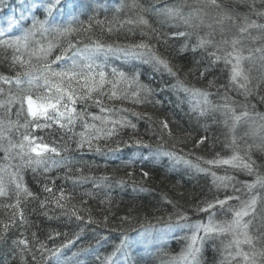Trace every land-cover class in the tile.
I'll list each match as a JSON object with an SVG mask.
<instances>
[{"label":"trees","instance_id":"obj_1","mask_svg":"<svg viewBox=\"0 0 264 264\" xmlns=\"http://www.w3.org/2000/svg\"><path fill=\"white\" fill-rule=\"evenodd\" d=\"M220 2L226 8L234 9L239 17L248 16L258 24H264V18L256 14L264 11V0ZM253 2L254 11L249 7ZM31 3L32 0H23V3L22 0H0V20L6 21L8 28L9 20H20L21 12ZM62 5L53 13L57 23L66 24L75 16L83 27L91 23V30L74 32L70 37L37 32L29 40L27 49L21 46L19 52L14 48L0 47V76L12 79L19 72L25 82L24 87H27L28 76L24 73L31 74L34 79L40 77L45 63L56 71L67 69L71 65L68 61L71 52L59 61L56 56L61 55L69 39L73 43L79 41L77 47L82 48L90 43L89 38L114 47L150 43L170 62L177 75H171L162 66L156 70L143 59L125 58L122 53H115L106 59L96 57L95 63L104 65L106 73V82L98 90L103 95L93 92L92 99H77L74 105L69 103V108L76 109L71 125L65 124L62 128L60 124L49 121L51 127L33 128L30 125L27 130L13 127L8 131V120L23 125L26 114L20 112L17 116L19 103L0 107V120L4 121L6 137L0 139V181L7 192V195L0 196V264H56L57 257L60 264H186L180 257L187 247L185 237L191 235L190 228H181L162 242L153 243L146 252L140 253L130 246L126 251L122 249L112 254L123 238L129 239L151 227H166L169 216L175 225L178 213L186 214L188 219L181 223L189 225L205 222L209 217H215L217 222L231 220L229 209L238 208L241 201L253 195L258 197L257 218L252 221L249 231L256 235L257 228L264 221V188L257 185L249 190L247 185L255 182L256 174L264 176V150L257 147L264 144V58L256 55L244 62L250 78L247 87L251 90L250 94H245L243 89L230 82V70L223 60L212 63L213 58L208 55L214 51L212 47L207 51H193L198 36H206L215 30L214 39L218 41L221 38L220 26L215 23L217 10L203 2L62 0ZM200 7H203V12L190 25H185L179 16L170 18L162 14L164 9L174 8L187 16ZM32 14L40 20L46 15L42 7L33 13L24 11L28 19L21 20L0 39L23 35L24 30L31 26ZM140 16L149 24L138 23ZM236 23L239 25V18ZM210 24L212 28L208 27ZM82 25L73 26L81 29ZM224 27L229 30L226 32L228 38L238 34L231 21H225ZM177 31L187 35H172ZM250 32L252 37H264L261 29H251ZM49 42L53 47L45 56L39 47L43 45L47 49ZM185 44L187 48L183 47ZM257 46L264 47V39L253 42L249 37L247 47ZM14 56H22L25 61L30 60V64L22 67L14 62ZM112 68L128 74L135 70L139 73V83L149 86L151 94L145 96L141 91L139 97L133 96L138 85L129 84L126 80L117 82L111 74ZM201 72L204 73L202 77ZM177 76L185 85L209 94L210 111L201 116L198 109L193 110L200 98L179 89ZM49 80L55 82L53 77ZM38 83L43 85V80ZM83 83L81 80L80 84ZM113 83H116L118 98L110 99ZM72 87L80 92L76 83ZM0 89H3L0 92V100L3 101H7L10 92H20L15 83L3 80H0ZM34 90L42 92L43 88ZM225 95L230 103L234 102L232 107L237 115L245 110L249 112V116L237 124L235 133L230 130L232 121L224 109L215 107L225 103ZM137 99L141 102L136 103ZM95 100L101 103L97 104ZM102 108L109 111L102 112ZM93 116L102 119L94 120ZM112 121L117 123L113 125ZM164 121L168 123L167 129L162 127ZM26 131L57 148L58 154L45 153L47 171H44V165L35 170L31 166L21 167L19 157H15L17 150L5 153L8 140L19 142ZM108 132L112 134L108 135ZM81 133L85 140L83 147L78 146ZM233 134L237 145H231ZM204 137V142L199 143ZM137 140L144 143L136 144ZM36 142L39 143V139ZM246 151L255 162L253 173L231 165L206 163L229 158L234 152L247 159ZM213 172L217 177L229 176L233 180L227 182V187H218L219 182L213 183ZM16 183H21L18 195ZM46 188L51 191H46ZM226 196H238L239 200H228L223 207L216 205L208 211L197 210L207 201L214 198L223 200ZM250 219L251 216L244 217L245 221ZM230 239L231 236L225 234L206 241L201 264H238L240 258L230 260L225 252ZM18 240H27V246L15 243ZM41 244L44 249L59 248L60 251L51 256L40 247ZM245 250H248L247 246ZM108 257L111 259H106Z\"/></svg>","mask_w":264,"mask_h":264},{"label":"snow or ice","instance_id":"obj_2","mask_svg":"<svg viewBox=\"0 0 264 264\" xmlns=\"http://www.w3.org/2000/svg\"><path fill=\"white\" fill-rule=\"evenodd\" d=\"M205 3L208 6L217 10V15L215 17V23L220 26V39L217 41L214 39L215 30L209 32L206 36H198L197 43L193 46V51L196 49H203L207 51L209 47H212L214 51L208 53L212 57V63L216 61L223 60L224 64L229 67L230 70V82L238 86L240 89H243L245 94H250V89L247 85L250 82L248 70L245 69L244 62L253 59L254 56L259 55L264 58V47H247V40L251 37L252 41L264 39V37H252L251 29H261L264 31V24H258L255 20H251L248 16L239 17L238 13H235L234 9L226 8L220 0H197V3ZM23 3V0H22ZM62 0H32L31 5L27 6L24 11L33 13L34 10L42 7L43 12L46 14L45 19L40 20L34 14L31 15V26L24 30L23 35L21 36H8L5 39H0V47L14 48L16 52L20 51L21 46L27 49L29 40L34 38L39 32L41 35H46L49 33L56 34L59 37H70L72 33L79 32L81 30L87 32L92 28V24L89 23L87 27H83L82 22L78 17L73 16L72 20L68 21L66 24H61L56 22V17L53 15L54 11H58L59 7H62ZM90 7V5H89ZM250 10H255L254 2L249 5ZM203 7L195 8L192 12L188 13L187 16L181 14L179 9L166 8L163 10L164 15L175 18H179L183 21L185 25H190L191 21L194 18H199V14L203 12ZM24 11L21 12L20 20L11 18L9 20V26L7 29H0V37H5L6 33H9L12 27L16 24H19L21 20H27L28 17L24 15ZM144 11H147L144 9ZM260 17L264 18V11L256 13ZM240 19L239 25H237V19ZM91 20V17L89 18ZM225 21H231L233 25L237 27L238 34H233L231 38L226 36V32L229 31L224 27ZM201 19V23H202ZM100 23V21H96ZM138 23L143 25H148L149 22L143 16L139 17ZM74 24H81L82 28L78 29L74 27ZM209 28H212V25H208ZM109 32L112 31L111 28L108 29ZM155 31V29H153ZM174 36H186L185 32H174ZM90 39V43L84 44V46L77 47V44L80 43L77 41L73 43L72 40L67 41V46L63 48L61 55L56 56V60L59 61L65 57V55L71 52V56L68 58L71 60V65L67 69H61L56 71L51 69L50 66L45 63L43 74L40 77L35 79L31 74L24 73L23 75L28 76L26 81L27 87H24V81L21 80V73H17L16 76L12 79L8 77L0 76V80H3L5 83H15V85L20 89L18 94H8L7 101L0 100V107L11 106L13 103H19L20 111L17 112L19 116L20 112H25L26 122L23 125H19L18 121L13 122L8 120V131H11L13 127H23L28 129L31 125L33 128H43L51 127L49 121L60 124V127H65V124L71 125L75 118L76 109L75 107L69 108L68 104H75L77 99L87 101L92 99L91 93L97 92L98 95H103L102 92L98 91L102 89L104 83L106 82V73L103 70L104 65L96 64L95 60L97 53L103 52L105 56L108 54L123 53L125 57H133L137 59H143V62L146 64H152L154 69L158 70L161 66L169 72L171 75L176 76V72L173 71L170 62L159 55L155 49L154 45L150 43L140 42L134 45L114 47L111 44H104L99 40ZM53 44L49 42L47 49L43 45H40L39 51L47 56V53L51 51ZM187 48L188 45L183 46ZM219 53V54H218ZM247 53V55L245 54ZM35 55V53H33ZM76 57H78L82 62L78 63ZM14 62L19 63L22 67L25 64H30L29 61H25L22 56H14ZM111 74L116 81L126 80L129 84L136 83L138 88L132 93L133 96L139 97L140 92L143 91L145 96L151 94L152 89L147 86L139 83V73L133 70L130 74L123 71H119L116 68L111 69ZM204 75L201 72V77ZM49 77L55 78V82L50 81ZM42 79L43 85H40L38 81ZM84 83L81 85L80 81ZM73 83H76L80 87V92L77 93L76 89L72 87ZM211 83V82H210ZM177 86L179 89L183 90L186 93H189L192 97L200 98L197 104L194 106L193 110H199V115L203 116L206 112L211 109L208 107L209 101L207 99L208 93L197 89L195 87H189L185 85L183 81L177 76ZM43 88L42 92H37L34 89ZM116 83H113V90L110 93L109 98H118L117 92L115 90ZM3 89H0L2 92ZM225 103L223 105H217L216 108H223L225 115L229 116L232 124L231 131L235 133L237 124L241 121L242 118L249 116L248 111H242L239 115L236 114V110L232 107V103L229 102V98L225 95ZM97 104H100V100L94 101ZM136 103L141 102L139 99L135 101ZM204 105L201 107L200 105ZM26 105V108H25ZM102 112H107L109 109L102 108ZM94 120H101L102 117L93 116ZM65 123H61V121ZM113 125L117 123L116 121L111 122ZM227 124V120L225 121ZM135 128V125H131ZM162 127L167 129V121L162 122ZM99 131V129L97 130ZM112 132H108V135H111ZM170 134V133H169ZM5 137V125L4 121L0 120V139ZM204 138H201L199 143L204 142ZM39 139V143H37ZM85 140L83 133H81V141L78 143L79 147H83ZM91 144V141H88ZM136 144H143L144 142L137 140ZM231 145H237V138L233 134L231 138ZM145 147H148L147 144H144ZM258 148L264 150V144L257 145ZM12 150H17L15 152V157H19L21 164L20 166H31L33 170L39 168L41 165H44V171H47V162L45 159V153H57V148L50 147L47 143L43 142L42 138H36L30 136L27 131L22 135V138L19 142L13 143L10 139L8 140V147L4 149L5 153L8 154ZM35 154V155H33ZM166 155L173 156L174 153H166ZM245 157H242L239 152H234V154L229 158H218L209 160L206 163L220 164V165H231L234 168L246 169L249 173L254 172L255 162L251 160L248 152H245ZM55 163V162H54ZM201 171H204L201 169ZM12 175H16L13 173ZM145 176L148 175L147 172L144 173ZM213 176V183H217V186L227 187L228 183L233 180L232 177L224 176L217 177L216 173H211ZM257 185H260L261 188H264V176L256 174V180L252 184H248L247 188L249 190L254 189ZM17 195L21 190V183H16ZM28 195L31 193L27 192L26 188L22 189ZM46 191H51L50 189H45ZM236 191H239L236 189ZM7 195L5 186L3 182L0 181V196ZM63 196V193H61ZM236 199L239 200L238 196H226L225 199L221 200L214 198L211 201L205 202L203 207H198V211H208L216 205L223 207L228 200ZM258 197L256 195L251 196L249 199L241 201L238 208H230L229 211L232 212V219L226 220L223 222H217L212 217H209L207 224L195 223L187 224L181 223V221H186L188 217L184 213H178L176 215L175 225L172 223V217H168L167 228L172 229L175 227L181 228H190L191 235L186 236L185 239L188 241L185 251L182 253L180 259L186 261V264H201L202 259V250L203 245L208 240H214L216 237L229 234L231 239L228 241L225 246V252L227 257L230 260H236L240 258L238 264H264V221L257 228V234L253 235L250 231V225L256 217V205ZM18 202V201H17ZM251 216L252 219L245 221L244 217ZM21 219L23 215L21 213ZM162 219V218H161ZM5 228L8 225L4 226ZM203 233V235H201ZM17 244L27 246V240H18L15 241ZM144 243H149L147 237L144 238ZM257 244L260 245L257 248ZM247 246L248 250H245ZM44 249V246H40ZM130 247L127 237L123 238L120 242V245L117 246L112 255H115L116 252H120L122 249ZM48 251L51 256H56L60 251L59 248L55 250L44 249ZM43 255V253H41ZM259 258V259H258ZM35 259V255H33ZM106 259H111L108 257ZM56 264H60V260L57 257Z\"/></svg>","mask_w":264,"mask_h":264},{"label":"rangeland","instance_id":"obj_3","mask_svg":"<svg viewBox=\"0 0 264 264\" xmlns=\"http://www.w3.org/2000/svg\"><path fill=\"white\" fill-rule=\"evenodd\" d=\"M4 22H6V21L0 20V29H7ZM6 24H7V22H6ZM111 55H113V54H108L107 56H105V54L103 52L97 53V57L102 56L104 59L110 57ZM114 55H116V54H114ZM119 56H121V55H119ZM127 58H133V57H127ZM76 59H77L78 63L81 62V60L78 57H76ZM68 61H71V60L68 58ZM214 218L215 217H213V219ZM208 221H209V219L205 222H199V223L207 224ZM179 229H181V227H176V229H169L167 227H151V228L143 230L140 234H137V235L129 238L128 243L130 246H132L134 249H136L140 253L146 252V249L152 247L153 243L162 242L166 238L170 237V235L172 233H175ZM145 237H147V239L149 241V243H147V244L144 243Z\"/></svg>","mask_w":264,"mask_h":264}]
</instances>
